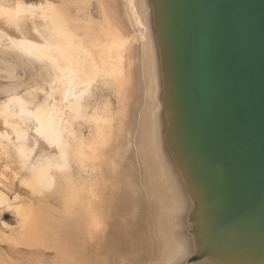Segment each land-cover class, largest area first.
<instances>
[{"label": "bare ground", "instance_id": "obj_1", "mask_svg": "<svg viewBox=\"0 0 264 264\" xmlns=\"http://www.w3.org/2000/svg\"><path fill=\"white\" fill-rule=\"evenodd\" d=\"M90 1L47 0L29 27L0 0V63L36 82L0 101V154L34 197H0L9 241L40 264H264V186L203 106L199 0H95L100 20ZM96 83L116 113L85 109Z\"/></svg>", "mask_w": 264, "mask_h": 264}, {"label": "water", "instance_id": "obj_2", "mask_svg": "<svg viewBox=\"0 0 264 264\" xmlns=\"http://www.w3.org/2000/svg\"><path fill=\"white\" fill-rule=\"evenodd\" d=\"M204 109L264 186V0H199Z\"/></svg>", "mask_w": 264, "mask_h": 264}, {"label": "rangeland", "instance_id": "obj_3", "mask_svg": "<svg viewBox=\"0 0 264 264\" xmlns=\"http://www.w3.org/2000/svg\"><path fill=\"white\" fill-rule=\"evenodd\" d=\"M2 1L7 4H17L22 6L21 15L29 27L44 20L42 7L47 0ZM52 1L58 3L61 0ZM143 10L142 13L145 17L147 11L146 9ZM85 11L87 13V19L100 20L99 8L95 0H91L87 4ZM1 26L7 28L4 23H2ZM8 31L12 33L11 30ZM33 72L34 70L30 72L27 68H24L21 65H15L12 67L6 63H0V101L6 98L8 91H10L8 93L10 94L16 89L19 93L22 91L21 94H24L29 87L35 85L36 82H33L35 80L32 76ZM84 104L87 111H92L95 107L104 110L106 105L110 104V114L116 113L120 107V102H118L117 94L114 89L110 88L109 85L102 83H96L94 85L90 95H87ZM81 127L85 133L89 132V126L88 124H85V122H81ZM0 128H4L2 122H0ZM11 142V138L0 139V145H6ZM27 176L28 174L25 169L19 168L18 164L9 158V156L0 154V197H5L10 201H12L16 195H20V197L25 200L33 199L34 197L29 191L28 186L24 183ZM19 231L20 227L14 211L12 209H4L3 211H0V264H40V261L47 262L51 260L53 253L49 250L41 252L24 245L11 243L9 238ZM188 241H190V243L188 244L187 249L191 253L193 250V246L191 247L192 240L187 238V242ZM113 255L116 256V254H112V256ZM116 257L112 258L116 260ZM117 260L118 261H115V263H121L119 258ZM179 261L180 263H178ZM169 262L170 264H176L177 260ZM169 262L167 263L169 264ZM178 262L177 264L182 263L181 260H178Z\"/></svg>", "mask_w": 264, "mask_h": 264}]
</instances>
